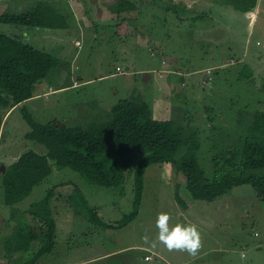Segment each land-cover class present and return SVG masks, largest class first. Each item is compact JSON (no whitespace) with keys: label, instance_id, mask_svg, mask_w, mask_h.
<instances>
[{"label":"rangeland","instance_id":"rangeland-1","mask_svg":"<svg viewBox=\"0 0 264 264\" xmlns=\"http://www.w3.org/2000/svg\"><path fill=\"white\" fill-rule=\"evenodd\" d=\"M261 1L260 6L263 8L264 0ZM231 10L229 7L214 6L206 9L196 8L195 11L186 13L176 7L171 9V12L156 10L159 17L149 18L147 14L152 12V7H145L139 17L148 26L147 38L152 44L150 49L154 48L152 41L156 42V39L160 40L161 44L160 49L157 46L159 51L154 50L153 54V50L145 44L138 46L139 44L134 43L141 35L131 31L130 34H125L127 39L117 34H111L105 41L97 38L96 42L93 41L91 49V46L84 47L75 62H72L69 54L73 56L77 49L71 46L63 49L47 48L46 52L58 58L59 65L36 85L34 94L45 90L48 92L49 86L57 88L64 85L62 79H59L60 73L64 70L70 71L72 67L76 68L73 72L77 76L84 75L94 80L64 92L50 90L48 97L40 96L24 104V113L19 108L12 109L4 121V138L0 139V166L12 164L26 151L46 155L44 146L24 139V134L29 131L26 116H31L41 124L61 122L65 117L63 124L66 127H87L110 121L113 116L112 107L126 99L145 103L154 115L153 85L144 84L142 75L136 74V71L158 72L163 60L172 65L174 72L183 71V74L176 75V85L178 94L186 95L185 99L175 100L180 105L172 104L174 112L170 119L176 117L175 122L180 124L179 126L185 125L199 131L197 141H200V148L195 154L199 165L210 176L214 143L212 138L220 129V125L226 124L237 129V123L229 118L241 114L243 110L264 113V92L261 91L264 84H260L257 78L236 80V77H233L238 69L247 75L240 60L246 29L241 25L240 16L237 13L232 14ZM178 16L180 19L183 17L185 21L181 23L182 20H179ZM196 16L198 19H195ZM119 22L120 34L133 23L129 19ZM179 24L181 29L177 30ZM197 31L204 33L198 34ZM259 39H262L259 32H255L252 44ZM31 45L39 47L33 43ZM230 58L235 65L231 66L230 80L224 81L220 65ZM252 63L256 64V59ZM257 64L256 77L264 72V58L258 60ZM116 67H120L121 71L116 70ZM207 67L214 68L213 87L210 82H202ZM226 67L227 65L224 68ZM188 72L193 73L189 76L186 74ZM103 74L111 76L99 78ZM149 76L154 78L151 72ZM220 103L225 108H221ZM94 104L96 114L75 116L83 106L88 114L89 107ZM167 107L168 111H162L165 109L162 107L157 110L160 114L156 117L160 118V121L170 116L169 106ZM212 128L213 131L210 130ZM81 152L84 153L83 150ZM184 153L186 148L182 147L175 159L179 161ZM92 159L103 170H107L113 163L114 156L109 153L95 154ZM137 163L138 160H135L132 172ZM50 165L49 177L37 185L28 197L15 205L4 203L0 186L2 240L10 238L17 227L29 231L30 222L37 226L38 220H33L27 210L32 204L42 201L48 191L52 194L50 208L56 223V245L51 254L47 255L48 264H149L146 261L151 260L152 255L154 262L158 264H264V202L256 198L253 188L249 185L234 187L213 202L193 200L185 188L183 175L176 172L171 164H152L143 176L137 215L125 226L113 228L110 226L119 223L135 208L137 192L134 173L127 176L124 185L107 189L89 183L69 167H59L53 162H50ZM176 193L183 203L176 199ZM185 202L186 207H189L187 209ZM93 212H96L97 218H101L104 226L99 227V224L92 221ZM164 212L171 216L170 226L178 222L197 226L202 247L195 256L184 251H169L156 241V217ZM255 231H259L263 239L255 240ZM38 247V244H32L26 254L13 253L18 258L17 263L25 264L26 259H29ZM112 251H121L123 255L91 262L95 256ZM156 254L165 259L156 258ZM145 255L150 258H144V261Z\"/></svg>","mask_w":264,"mask_h":264},{"label":"trees","instance_id":"trees-1","mask_svg":"<svg viewBox=\"0 0 264 264\" xmlns=\"http://www.w3.org/2000/svg\"><path fill=\"white\" fill-rule=\"evenodd\" d=\"M142 1L140 0L138 5L137 0H119L114 10L119 12L125 9L127 13H136L138 8L141 10V7L154 6L152 2L143 1V4ZM214 1L220 5L231 6L240 12L252 11L257 3V0ZM175 7L187 12L183 5ZM163 9L168 12L169 6ZM195 19H198V16ZM0 25L49 27L52 26V19L46 18L38 9L21 14H2ZM230 60L231 58L225 61V64H229L228 67L224 68L225 64L220 65L224 81L230 80L231 66L235 65H230ZM58 64L59 60L54 55L0 32V139L4 138L5 116L12 109L19 108L23 112L24 104L34 97L36 85ZM243 69H246L247 75L238 69L237 75L235 73L233 76L236 80L252 78L245 65ZM212 84L215 85L214 76L210 82L211 87ZM261 91L264 92V86ZM221 108L225 106L221 105ZM111 112L113 116L110 121L87 127H66L60 121L41 124L31 116L25 118L24 115L29 126L24 139L44 146L47 153L40 155L34 151H26L12 164L5 165L4 172L0 174L4 203L12 206L28 197L33 189L51 174L50 162L59 167H69L81 174L89 183L107 189H116L124 185L127 176L134 173L137 192L135 208L119 223L110 226L113 228L125 226L137 215L143 176L145 170L152 164H171L176 172L183 175L185 188L193 200L213 202L234 187L249 185L253 188L256 198L264 202L263 112L251 113L243 110L241 114L233 115L234 117L229 119L237 123V129L226 124L220 125L215 136L212 135L214 143L210 176L199 165L195 154L200 148V141H197L199 131L185 125L179 126L180 124L175 122L176 117L168 121L154 119L152 109L148 105L133 100L119 101L112 107ZM210 130L213 131V128ZM182 147L186 148V153L177 161L175 156ZM104 153L114 156V161L107 170H103L92 159L93 155ZM135 160H138V163L132 172ZM175 197L183 203L178 193ZM52 198L48 191L42 201L32 204L27 210L33 220H38L37 226L30 222L29 231L17 227L10 238L2 240L8 257L6 264H18V258L13 253L26 254L32 244H38L39 247L29 259H26L25 264H38L40 258L51 254L56 245V223L50 208ZM84 203L87 204L85 199ZM91 217L99 227L104 226L101 218H97L96 212H93Z\"/></svg>","mask_w":264,"mask_h":264},{"label":"crops","instance_id":"crops-1","mask_svg":"<svg viewBox=\"0 0 264 264\" xmlns=\"http://www.w3.org/2000/svg\"><path fill=\"white\" fill-rule=\"evenodd\" d=\"M118 1L119 0H0V15L21 14L31 10L39 9L44 13V16L46 18L52 19V26L49 27L29 28V27H17L14 25H0V32H3L11 37L19 38L21 41L27 44L29 43V45H31L32 43L36 44L37 46H39L38 47L39 50L45 52L47 48L57 47L58 49H63L66 46H71L74 49H77V52L75 51V54L73 56L69 54V57H72V62H75L78 59L77 57L79 56L80 52L84 49V47L87 48L88 46H91L90 47L91 49L92 46L94 45L93 41L96 42L97 38H101L102 41H105L106 38L111 34L114 35L117 34L125 37L126 33L128 35L130 34V31L134 32L135 34L141 35V37L136 38L134 43L136 45L139 44L138 46L145 44L150 49V47H152V44L149 43V40L147 38L149 35V31L147 30L148 26L139 17V15L145 11V7H141V10L140 8H138L136 13H127L125 9L116 12L114 9H116V5ZM147 1H148L147 3L152 2L154 4V6L152 7V12H148V14L146 13L149 16V18L159 17L156 14V12L157 11L164 12L165 10L163 8H165L166 6H169V12H171V9L172 10L173 8L175 9L176 5H183L187 10L186 13L195 11L196 8L206 9L214 6L231 8L232 14L237 13L240 16L239 18L241 19V25L244 26V28L246 29V35H245L246 37H244L243 39L244 41H242L243 44H242V51L240 56L241 63L248 68L252 78L254 79L257 78L260 84L264 82V72L260 73V75H257L256 77V74L258 72L256 71V69L258 68L257 61L264 58V7L262 8L260 6V2H262L261 0H257L255 8L252 11H248V12H240L238 10H235L231 6H224L217 4V2L214 0H147ZM137 3L139 5L140 0H137ZM141 3L144 4V2ZM126 19L133 20L131 21L133 23L132 24L130 23L128 25L127 29L124 30L123 34H120L119 28L121 27V24L119 21L120 20L125 21ZM134 19L136 20L134 21ZM180 20H182L181 23L185 21L183 17ZM180 29H181V25L179 24L177 30ZM255 32H259L260 38L262 39L256 40L255 43L252 44V36L254 35ZM197 33L198 34L204 33V31L202 32L197 31ZM67 36L70 37L67 38ZM28 38H30L29 41ZM125 39L127 38L125 37ZM76 42L80 43V47L76 46L75 44ZM152 43L154 46L153 49L151 48L153 50V53L154 50L159 51L158 48L159 49L161 48V44H159L160 40L156 39V42L152 41ZM247 59H252V60L249 61ZM254 59H256L257 65L252 63ZM226 65L227 67L229 66L228 63ZM230 65H234V62H232ZM117 68L120 69V67H116V70ZM158 68H159L158 72L154 70L153 71L141 70L138 72L136 71V74L139 73V75H142L144 84L153 85L152 89L154 90V97H153L154 99H152V107L154 108L155 111L153 118L160 120V118L156 117V115L160 114L159 112H157V110L162 107L165 108L162 111H168L167 106H169L170 116L168 117V119H170V117H172L174 112V106H176L177 104L180 105V103H177L175 100H178L180 98L185 99L186 96L185 94H181V95L178 94L177 85H176L178 80L176 75L183 74V71L177 72L176 70V72H174L172 70L173 69L172 65L171 64L169 65V63L163 60L161 61V64L159 65ZM213 69H214L213 67H207L204 70L205 74L202 77V82L207 80L208 76L206 71L207 70L212 71ZM75 70L76 68L73 69L72 67L70 71H66V70L61 71L59 79H62V83L64 85L58 86L57 88L49 86L48 90L49 91L55 90V92L57 91L64 92L69 88L75 89L80 87L81 85H85L94 80L84 75L77 76L73 72ZM149 72H151L154 75L153 79L151 78V76H149ZM193 72H188L186 74L191 76ZM237 73L238 72H236V75ZM110 76L111 74L110 75L103 74L99 78H107ZM49 91L46 92L45 90L42 93L38 92L37 94H34V97L28 100L27 102L34 101L36 98L40 96H47L48 94L50 95L51 92ZM172 104L174 106H172ZM88 111L89 113L87 114L84 111V106H83L80 108L79 111L76 112L75 116L76 117L78 115L91 116L92 113L96 114L95 104L93 105V107H89ZM168 119H163V120H168ZM64 121H66L65 117L62 119L61 122L64 123ZM187 208L189 207H186V202H185V209ZM255 232L259 234L258 236H254L255 240L263 239L259 231H255ZM0 240H1L0 243H2V239ZM116 255L122 256L123 252L112 251L109 253H104L95 256L93 260L91 259L92 260L91 262L99 261L101 259H106V258L109 259L110 257H115ZM146 256L147 255L143 257V260ZM7 258L8 257L5 254V249L2 244L0 245V264H6ZM156 258H160L161 260V258L164 257L156 254ZM146 262H149V264H158V262H154L153 255H152V259ZM38 264H48L47 256L42 257V260L40 259V262Z\"/></svg>","mask_w":264,"mask_h":264},{"label":"clouds","instance_id":"clouds-1","mask_svg":"<svg viewBox=\"0 0 264 264\" xmlns=\"http://www.w3.org/2000/svg\"><path fill=\"white\" fill-rule=\"evenodd\" d=\"M9 113L5 116L4 120ZM170 220L171 216L169 213L164 212L157 215L155 221V226L158 230L156 241L169 251H184L189 255L195 256L202 247V239L197 226L195 224H182L179 222L170 226Z\"/></svg>","mask_w":264,"mask_h":264},{"label":"built area","instance_id":"built-area-1","mask_svg":"<svg viewBox=\"0 0 264 264\" xmlns=\"http://www.w3.org/2000/svg\"><path fill=\"white\" fill-rule=\"evenodd\" d=\"M75 44H76V46L80 47L79 42H76ZM117 70H119V68H117ZM206 72H207V76H208L206 82H209V81H211V70H207ZM255 236H258V234L255 233ZM149 258L150 257H146V260H148Z\"/></svg>","mask_w":264,"mask_h":264},{"label":"water","instance_id":"water-1","mask_svg":"<svg viewBox=\"0 0 264 264\" xmlns=\"http://www.w3.org/2000/svg\"><path fill=\"white\" fill-rule=\"evenodd\" d=\"M5 166L1 165L0 166V174L4 172Z\"/></svg>","mask_w":264,"mask_h":264}]
</instances>
